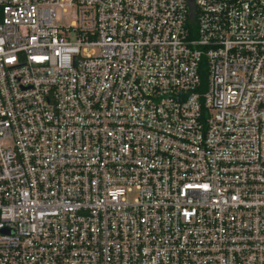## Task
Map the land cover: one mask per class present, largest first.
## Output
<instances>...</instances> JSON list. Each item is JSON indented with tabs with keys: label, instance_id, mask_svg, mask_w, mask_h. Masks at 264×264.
<instances>
[{
	"label": "built area",
	"instance_id": "1",
	"mask_svg": "<svg viewBox=\"0 0 264 264\" xmlns=\"http://www.w3.org/2000/svg\"><path fill=\"white\" fill-rule=\"evenodd\" d=\"M0 264H264V0H0Z\"/></svg>",
	"mask_w": 264,
	"mask_h": 264
}]
</instances>
